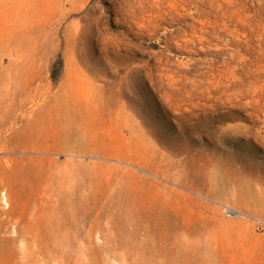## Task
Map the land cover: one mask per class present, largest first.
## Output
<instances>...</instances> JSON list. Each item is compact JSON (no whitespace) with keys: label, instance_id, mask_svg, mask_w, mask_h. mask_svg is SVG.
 <instances>
[{"label":"rangeland","instance_id":"obj_1","mask_svg":"<svg viewBox=\"0 0 264 264\" xmlns=\"http://www.w3.org/2000/svg\"><path fill=\"white\" fill-rule=\"evenodd\" d=\"M7 68L33 79L17 117L80 101L102 158H72L123 181L66 241L42 233L37 261L264 264V0H0Z\"/></svg>","mask_w":264,"mask_h":264},{"label":"bare ground","instance_id":"obj_2","mask_svg":"<svg viewBox=\"0 0 264 264\" xmlns=\"http://www.w3.org/2000/svg\"><path fill=\"white\" fill-rule=\"evenodd\" d=\"M3 70L0 75V259L19 257L21 263L28 259L33 264H59L54 256L41 263L35 259L39 242L36 239L45 232L54 242L66 241L81 220L83 206L95 205L105 210L116 207L123 181L83 177L97 165L108 169L115 165L101 163L102 159L80 164L72 158L81 153L102 158L95 136L87 135L83 127L80 101L62 105L55 100L39 111L17 117L16 109L24 108L29 100L33 79L22 78L14 68ZM120 113L132 133L145 132L138 115L130 113L128 105L122 104ZM54 149L58 155H66V160L51 156Z\"/></svg>","mask_w":264,"mask_h":264}]
</instances>
